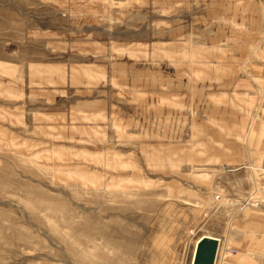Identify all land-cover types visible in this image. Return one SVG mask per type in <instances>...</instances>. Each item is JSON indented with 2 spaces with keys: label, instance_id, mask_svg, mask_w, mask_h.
Here are the masks:
<instances>
[{
  "label": "rangeland",
  "instance_id": "374dc122",
  "mask_svg": "<svg viewBox=\"0 0 264 264\" xmlns=\"http://www.w3.org/2000/svg\"><path fill=\"white\" fill-rule=\"evenodd\" d=\"M253 1L258 17L242 0H0V264H190L202 235L224 264L264 243Z\"/></svg>",
  "mask_w": 264,
  "mask_h": 264
},
{
  "label": "crops",
  "instance_id": "0c3cea01",
  "mask_svg": "<svg viewBox=\"0 0 264 264\" xmlns=\"http://www.w3.org/2000/svg\"><path fill=\"white\" fill-rule=\"evenodd\" d=\"M242 2L247 4L246 12L250 15V17H258V14L255 9L256 3H254L253 0H242ZM255 33L259 34L260 32ZM262 51L264 54V50ZM261 66H264V63L261 64ZM246 259H248V261H246ZM224 264H264V243L258 246L250 243L249 250L240 251L239 256L237 258L236 256H234L232 263L225 262Z\"/></svg>",
  "mask_w": 264,
  "mask_h": 264
},
{
  "label": "water",
  "instance_id": "95a60500",
  "mask_svg": "<svg viewBox=\"0 0 264 264\" xmlns=\"http://www.w3.org/2000/svg\"><path fill=\"white\" fill-rule=\"evenodd\" d=\"M218 245V241L213 238H203L196 246L192 264H215Z\"/></svg>",
  "mask_w": 264,
  "mask_h": 264
},
{
  "label": "bare ground",
  "instance_id": "6f19581e",
  "mask_svg": "<svg viewBox=\"0 0 264 264\" xmlns=\"http://www.w3.org/2000/svg\"><path fill=\"white\" fill-rule=\"evenodd\" d=\"M203 238H213V239L217 240V241H218V244H219L218 246L220 247V240H219L218 238L212 237V236H210V235H202V236L198 237L197 240L195 241L194 246H193V249H192V254H191L190 264L193 263V259H194V254H195L196 246H197V244H198ZM218 251H219V248H218ZM218 251H217V255H216V257L218 256ZM215 262H216V261H215Z\"/></svg>",
  "mask_w": 264,
  "mask_h": 264
},
{
  "label": "built area",
  "instance_id": "2783aa9c",
  "mask_svg": "<svg viewBox=\"0 0 264 264\" xmlns=\"http://www.w3.org/2000/svg\"><path fill=\"white\" fill-rule=\"evenodd\" d=\"M258 2V6L264 12V0H256ZM263 14V13H262Z\"/></svg>",
  "mask_w": 264,
  "mask_h": 264
}]
</instances>
